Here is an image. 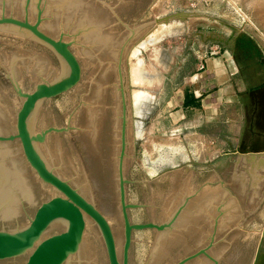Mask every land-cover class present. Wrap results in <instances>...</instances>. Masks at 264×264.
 Returning <instances> with one entry per match:
<instances>
[{"label": "water", "instance_id": "95a60500", "mask_svg": "<svg viewBox=\"0 0 264 264\" xmlns=\"http://www.w3.org/2000/svg\"><path fill=\"white\" fill-rule=\"evenodd\" d=\"M135 35L89 0H0L15 93L0 88V264H142L144 230L162 232L150 264L211 263L232 214L212 176L150 187L160 226L129 221Z\"/></svg>", "mask_w": 264, "mask_h": 264}, {"label": "rangeland", "instance_id": "374dc122", "mask_svg": "<svg viewBox=\"0 0 264 264\" xmlns=\"http://www.w3.org/2000/svg\"><path fill=\"white\" fill-rule=\"evenodd\" d=\"M89 1L136 34L120 69L127 203L137 206L128 211L130 223L160 226L150 187L212 176L232 214L210 264H252L264 243V154L245 160L242 95L230 91V98L221 97L208 84L201 95L217 107L202 127L185 96L206 71L202 59L229 55L252 63L260 54L264 60V0ZM236 61L230 64L233 76L239 72ZM0 88L15 96L1 39ZM161 235L132 233L131 247L142 264L151 263Z\"/></svg>", "mask_w": 264, "mask_h": 264}, {"label": "crops", "instance_id": "0c3cea01", "mask_svg": "<svg viewBox=\"0 0 264 264\" xmlns=\"http://www.w3.org/2000/svg\"><path fill=\"white\" fill-rule=\"evenodd\" d=\"M261 57L257 54V60L252 63L241 62L238 60L239 57L229 55L202 59L200 64L205 65L206 71L193 79L191 92L185 96L186 102L192 104L189 111L197 112V118L200 119L196 124L202 127L213 120V118L209 120V116L214 114L208 113H214L217 107L207 105L209 96L201 95L203 90L213 88L215 85L220 96L227 98H230V91L241 93L242 97L238 100V104L246 111V126L241 148L247 154L251 152V148H256L258 153L264 154V60ZM233 58L237 59L235 63L239 71L235 76L230 71Z\"/></svg>", "mask_w": 264, "mask_h": 264}, {"label": "bare ground", "instance_id": "6f19581e", "mask_svg": "<svg viewBox=\"0 0 264 264\" xmlns=\"http://www.w3.org/2000/svg\"><path fill=\"white\" fill-rule=\"evenodd\" d=\"M135 81V80H134ZM136 83H138V81L136 82ZM141 85V84H140ZM136 95V94H135ZM138 97V96H137ZM138 100V99H137ZM140 133V132H139ZM137 137H138V134H137ZM149 141V140H148ZM263 160V159H262ZM261 160V161H262ZM259 164V163H258ZM262 166V165H261ZM256 167V166H255ZM250 169H251V167H250ZM260 169V167L258 168V170ZM254 172H255V168H254ZM253 172V173H254ZM246 175V174H245ZM256 175V174H255ZM259 176V175H258ZM254 177H256V176H254ZM262 177V176H261ZM258 179V178H257ZM264 181V180H263ZM262 182V181H261ZM245 184V183H244ZM254 185H256V184H254ZM258 186V185H257ZM243 187V186H242ZM242 189H244V188H242ZM241 189V190H242ZM247 189V188H246ZM243 191V190H242ZM242 191H239L241 194H243L242 193ZM238 192V193H239ZM244 192V191H243ZM254 194V193H253ZM252 194V195H253ZM256 194V193H255ZM254 196H256V195H254ZM256 197H258V196H256ZM252 198H255V197H253L252 196ZM247 202V201H246ZM231 219V218H230ZM212 260H214V259H212ZM254 264H264V243H261L260 242V244H259V247H258V250H257V254H256V257H255V260H254V262H253ZM252 263V264H253Z\"/></svg>", "mask_w": 264, "mask_h": 264}]
</instances>
